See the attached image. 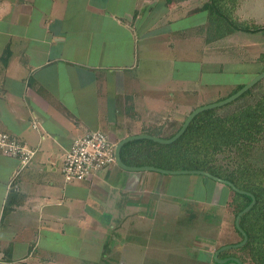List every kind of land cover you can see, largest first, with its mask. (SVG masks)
Segmentation results:
<instances>
[{"label":"crops","instance_id":"obj_1","mask_svg":"<svg viewBox=\"0 0 264 264\" xmlns=\"http://www.w3.org/2000/svg\"><path fill=\"white\" fill-rule=\"evenodd\" d=\"M190 1L0 0V130L34 150L24 167L0 152L2 264H67L82 253L85 230L101 232L103 221H114L109 226L115 230L122 217L129 242L140 240L142 234H133L143 226H157V171L112 164L86 180L66 182L62 158L88 130L106 129L116 144L146 133L145 126L162 138L179 128L174 103L168 106L157 83L172 80L176 68L171 60L148 56L170 50L172 40L159 35L158 22L173 4L190 13ZM89 201L95 204L85 214ZM205 201L178 202L189 215L177 225L191 222L192 212L207 228L205 209L211 206ZM109 210L114 212L107 217ZM198 233L197 239H212Z\"/></svg>","mask_w":264,"mask_h":264},{"label":"rangeland","instance_id":"obj_2","mask_svg":"<svg viewBox=\"0 0 264 264\" xmlns=\"http://www.w3.org/2000/svg\"><path fill=\"white\" fill-rule=\"evenodd\" d=\"M207 1L191 0L190 13L183 11L182 8L176 10L173 4L167 19H163L164 23L158 22L162 30H159V35L172 40L170 50L147 55L171 60L176 68L177 72L173 71L172 80L165 76L162 80H157V83L161 88L160 94L169 100L168 106H171V100L174 103L173 110L178 112L176 116L180 125L193 109L223 100L233 94L236 87L246 84L264 70V64L258 63L259 55L264 53V30L234 31L222 38L210 41L204 39L206 24L212 25L215 20L214 14H217H210L209 8L203 6ZM217 5L224 11L227 9L231 19L235 21L249 26H264V0H217ZM209 15H212L211 18ZM167 64L166 61L163 65L165 69L168 67ZM167 85L170 89L166 88ZM262 90L264 80L253 91L257 93ZM145 127L147 134L156 135L154 133L159 131L157 128ZM261 151L256 150L253 157L264 166V152ZM157 174L161 176L157 188L159 212L154 214L157 226L154 225V229L149 224L143 226V231L133 234L134 238L142 234L140 240L132 242L124 240L126 228L122 217L117 222L115 230L109 226L115 225L114 221H103L100 225L101 232L90 230L91 233L86 228L82 253L67 258V264H217L212 258L216 247L240 242L239 234L233 226L232 215L221 204L229 200L233 194L227 185L200 174L159 172ZM192 199L199 202L206 200V203H210L207 205L211 206L208 207L210 209H205L208 213L206 216H211L205 217L207 228L199 226L201 219H196L197 214L194 215V221L177 225V221L183 218L184 214L189 215L183 209H177V203ZM94 204L88 202L89 207H85V214L91 211ZM223 207L226 210L224 214L220 211ZM112 212L114 211L109 210L106 216L110 217ZM101 215L105 217L104 212ZM84 216L85 221H88L87 216ZM202 230H207V233ZM198 232L205 234L206 237L211 235L212 239H197L195 236ZM203 250L208 253H204ZM187 252L188 256L185 257ZM223 264L236 263L227 261Z\"/></svg>","mask_w":264,"mask_h":264},{"label":"trees","instance_id":"obj_3","mask_svg":"<svg viewBox=\"0 0 264 264\" xmlns=\"http://www.w3.org/2000/svg\"><path fill=\"white\" fill-rule=\"evenodd\" d=\"M203 6L209 8L210 14L217 13L212 25L206 24L204 39L207 41L222 38L234 31L264 30V26H249L231 19L229 11L220 8L217 0H208ZM259 62L264 64V53L259 55ZM262 80L229 103L196 114L184 132L171 143L136 139L124 143L120 149L121 159L127 165L204 170L251 193L255 202L239 219L247 241L240 247L219 253L221 258L237 257L242 264L264 263V166L253 157L256 150H264V90L253 91ZM243 85L236 87L233 93ZM229 189L233 194L223 204L232 215L235 227V216L249 204L251 198ZM194 219L191 212V222ZM235 231L241 241L242 235L236 227Z\"/></svg>","mask_w":264,"mask_h":264},{"label":"built area","instance_id":"obj_4","mask_svg":"<svg viewBox=\"0 0 264 264\" xmlns=\"http://www.w3.org/2000/svg\"><path fill=\"white\" fill-rule=\"evenodd\" d=\"M36 126L33 123V127ZM115 145L105 132L98 129L88 130L77 136L63 154L61 173L64 180H86L92 172L115 163ZM0 152L18 158L21 167L28 165L34 154V150L24 142L1 130Z\"/></svg>","mask_w":264,"mask_h":264},{"label":"water","instance_id":"obj_5","mask_svg":"<svg viewBox=\"0 0 264 264\" xmlns=\"http://www.w3.org/2000/svg\"><path fill=\"white\" fill-rule=\"evenodd\" d=\"M264 78V70L260 71L259 73H257L250 81H248L246 84H244L240 89H238L236 92H234L233 94L229 95L228 97L224 98L223 100H220L216 103H211V104H206L203 106H199L195 109H193L192 111L189 112V114L186 116L185 120L182 122L180 128L169 138H162L156 135H151V134H147V133H142V134H136V135H130V136H126L125 138L121 139L119 142L116 143L115 145V163L125 169V170H136V171H140V170H151V171H157L159 173H163V174H200V175H204L207 176L209 178H211L214 181L220 182L222 184H225L227 186H229L232 190H234L235 192H238L240 194H246L248 196H250L251 201L249 202V204L244 207L240 212H238V214L235 216V220H234V224L236 229L241 233L242 235V240L236 244H226L223 246H220L219 248H217L214 252H213V260L215 263L217 264H223L226 263L227 261H233L236 264H242V262L240 261L239 258L234 257V256H227V257H219V253L223 250L226 249H231V248H237L242 246L243 244H245V242L247 241V235L246 233L243 231V229L240 227L239 225V219L241 217L242 214H244L245 212H247L254 204L255 202V198L254 196L244 190H241L239 188H237L233 183H231L228 180L219 178L207 171L204 170H168V169H162V168H158L155 166H150V165H142V166H131V165H127L125 164L120 156V149L122 147V145L128 141H132V140H136V139H149L158 143H162V144H168L173 142L174 140H176L186 129V127L188 126V124L190 123V121L192 120V118L198 114L199 112L203 111V110H207V109H212V108H216L219 106H222L226 103H229L230 101L236 99L237 97H239L243 92H245L246 90H248L249 88H251L255 83H257L260 79ZM264 264V263H262Z\"/></svg>","mask_w":264,"mask_h":264},{"label":"flooded vegetation","instance_id":"obj_6","mask_svg":"<svg viewBox=\"0 0 264 264\" xmlns=\"http://www.w3.org/2000/svg\"><path fill=\"white\" fill-rule=\"evenodd\" d=\"M197 219H200V218L197 217ZM214 251H215V250H214ZM212 256H213V254H212ZM226 257H227V256H226ZM212 258H213V257H212Z\"/></svg>","mask_w":264,"mask_h":264}]
</instances>
